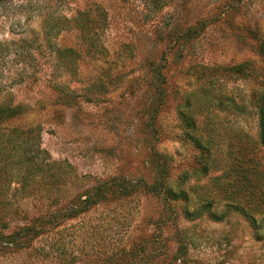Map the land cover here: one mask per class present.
I'll return each mask as SVG.
<instances>
[{"label": "rangeland", "instance_id": "1", "mask_svg": "<svg viewBox=\"0 0 264 264\" xmlns=\"http://www.w3.org/2000/svg\"><path fill=\"white\" fill-rule=\"evenodd\" d=\"M263 91L264 0H2L0 106L26 109L0 122V264H264V225L149 189L159 168L213 192L242 152L262 171ZM180 113L213 139L206 176Z\"/></svg>", "mask_w": 264, "mask_h": 264}, {"label": "trees", "instance_id": "2", "mask_svg": "<svg viewBox=\"0 0 264 264\" xmlns=\"http://www.w3.org/2000/svg\"><path fill=\"white\" fill-rule=\"evenodd\" d=\"M2 0H0L1 4ZM86 19L82 17V21ZM85 28V27H84ZM61 57H65L62 51H57ZM248 66L247 63H240L231 68L235 73H243L244 69ZM157 83L161 85V77L159 74L155 76ZM159 89V88H158ZM163 89L158 90V97L163 95ZM257 107V123H258V137L259 143L264 144V91L256 103ZM236 108L237 105L234 104ZM26 106L24 105H2L0 106V122L11 120L22 115ZM181 121L185 128V136L193 143L194 147L199 151L201 162L197 169H193L191 175L203 177L210 173L209 170L217 168V163L213 151L210 147L212 137L203 136L198 133L195 126L194 119L180 113ZM16 130H13L14 132ZM245 150V149H244ZM245 152L238 153V162L232 163L227 161L225 167L220 172L221 174L216 177L217 180L213 192L207 188H203L194 198L189 196L190 189H182L181 183L189 177L187 173L178 175L177 183H165L164 177L165 170L157 169L158 178L149 186L152 193L164 194V200L167 202L166 206L173 212V206L177 203L181 206L180 214L186 220H196L202 217H207L212 221L219 222L224 220L230 214H237L241 216L251 228L253 235L256 238H262L263 225H264V166L262 171L258 169L259 165H254V159L244 155ZM253 154V153H252ZM227 160V157H226ZM258 162V159L256 160ZM99 192V189H96ZM98 199L100 195L97 194ZM97 199V200H98ZM89 203H97L96 199H86L84 201L85 207ZM73 213V210L70 214ZM68 215V216H69ZM72 216V215H71ZM47 222V221H45ZM43 225V221L40 220ZM27 234V231H23Z\"/></svg>", "mask_w": 264, "mask_h": 264}]
</instances>
